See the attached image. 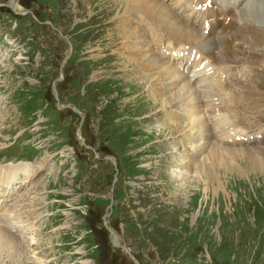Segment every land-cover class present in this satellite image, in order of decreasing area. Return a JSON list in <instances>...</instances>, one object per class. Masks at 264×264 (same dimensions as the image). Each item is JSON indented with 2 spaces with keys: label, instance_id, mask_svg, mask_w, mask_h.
<instances>
[{
  "label": "rangeland",
  "instance_id": "obj_1",
  "mask_svg": "<svg viewBox=\"0 0 264 264\" xmlns=\"http://www.w3.org/2000/svg\"><path fill=\"white\" fill-rule=\"evenodd\" d=\"M9 1L0 0V165L26 160L39 171L30 184L36 188L18 189L19 200L14 186L0 184V196L8 195L1 199L10 219L6 229L30 244L22 242L21 256L16 247L1 248L0 264H134L110 241L107 209L99 206L108 198L117 205L109 226L140 264H264V164L261 172L246 164L253 158L264 162V31L260 61L237 65L234 76L220 78L233 85L226 103L197 87L207 128L191 139L193 121L183 103L192 96L182 92L178 78L172 80L168 63L162 61L167 70L145 72L155 56L148 52L154 31L148 30L144 45L146 31L136 27L147 26L135 5L20 0L27 15L13 12ZM158 1L187 21V28L205 17L179 9L177 0ZM230 1L231 17L243 31L264 30V16L255 10H264V0ZM159 36L166 44V33ZM166 45L185 47L174 38ZM69 53L74 58L63 66ZM174 58V65L185 68ZM223 106L230 115L220 126L217 120L228 116L216 111ZM232 124L236 132L229 133L225 128ZM80 127L92 149L81 152L88 157L78 170L76 148L61 152L68 143L77 145ZM194 139H200L197 147ZM212 148L220 150L219 159L208 157Z\"/></svg>",
  "mask_w": 264,
  "mask_h": 264
},
{
  "label": "bare ground",
  "instance_id": "obj_2",
  "mask_svg": "<svg viewBox=\"0 0 264 264\" xmlns=\"http://www.w3.org/2000/svg\"><path fill=\"white\" fill-rule=\"evenodd\" d=\"M177 1L180 2V7L182 6L183 8L188 9L189 11L191 10V12H203L205 17L197 21L196 18L195 20H193L194 18L193 16L192 17L193 22L192 24L189 23L190 27L187 28V24L185 23L187 21L184 20L185 21L184 22L182 18L178 17L175 13L171 12L168 6L161 4L158 0H127V2L133 4V6L134 5L136 6L137 14L143 17L141 18L142 22L147 26V27H141V26L138 27L137 25L136 27L146 31L145 33H141L142 35L141 38H143L144 45L145 42H147L148 30L150 31L152 29L154 31L152 36L149 37L150 42L148 47L151 50L148 52L152 53L154 50L157 53L155 52L152 53L155 54V56L147 60V64L144 65L145 72L150 73V71H152L153 69L160 70L165 68V64L162 62L164 61L168 63L170 67H172L171 71L174 76L172 80L178 78L174 81L178 82L179 85L182 84L180 85L182 86V92H185L186 94H190L192 97L196 94V98L194 101L195 104L192 107H191L192 97L190 96H189L190 99L186 98V102L183 103V105L189 107L187 109V114L189 120L193 121V127L191 128L193 129L191 130V132L193 133L190 134L191 132L190 133L188 132L189 135H192L191 137L192 139L194 136L195 138L197 137L195 133L199 132L202 129L207 128L206 122L204 123V121H202L203 119L202 107L205 104L200 97L201 94L198 93L197 87L202 86L205 89L204 91H202L203 93H205L209 97L215 98L216 100L219 99L220 101H223V103H226L227 101L226 96L233 95V89L231 87L233 85L227 82H226L227 85L224 83L222 84L220 82V78L224 79V76L226 78L228 76L233 75L232 68L236 67L237 65H240L239 68L242 69L244 65L249 64L252 61H257V60L260 61L262 54L258 53L257 50L259 46H261L262 44L261 43L262 34H260L262 32L259 31H264V30L260 28L259 30H257L258 31L257 33H254L256 31H252V29L243 31L238 24L240 22H236L235 19H232L231 17V8L233 7V5L230 4V1L229 4L232 7L228 5H223L222 3H219L218 0H177ZM214 1H218V2H214ZM253 1H257L259 3L262 2L261 0H250L249 2H253ZM15 6H19L18 2L14 4V7ZM255 10H257L258 12V16L259 15L264 16V10H260L259 8H255ZM174 21L175 23L173 24L172 22ZM127 22L132 24V21L130 20H127ZM195 24L198 26H196ZM252 26L253 28L255 27L253 22H252ZM137 30L139 29H136V31ZM162 32H165L168 38L167 41L165 42L166 44H168L169 40H173L174 38V40L176 41H182V43L185 44V47H187V49H185V47H178L172 49L171 45L169 47H167L166 44L163 45L161 41L162 36H159L160 33ZM205 35L206 38L202 40L201 37ZM214 40L215 41L222 40L224 44L218 46V44H216ZM205 43L209 44L210 48H205L204 47ZM189 45H193L192 46L193 49H188ZM142 47L144 48V46ZM156 48H159V50H156ZM249 50H251L252 52ZM218 51L225 52L226 56L222 55L216 57V53ZM238 52L242 54L239 55ZM174 57H176V59L181 63L185 62L184 64L185 68L181 69L177 65H174V60H175ZM131 58L128 60L129 63L135 62L136 64H140L139 58H134V59ZM139 69L140 70L142 69V65L140 66ZM165 69L167 70V68ZM237 88L239 91H244L243 85H238ZM223 110H226L228 116L224 114L219 118V121L217 120L220 126L222 124L227 123V120L230 115L228 106H223L221 109H217L216 111L219 112ZM217 116L220 115L217 114ZM225 129L229 133H234L236 132V125L232 124L226 127ZM210 136L207 138H210ZM198 140L200 139H194V146L196 147L197 144L199 143ZM215 149L212 148L211 152L208 154V157H211L209 156L211 153L213 157H217L215 155L221 154L220 150H215ZM225 156H227L229 159L228 155ZM217 158L219 159V157ZM246 164H248L252 168L251 172H254L256 170L260 171L261 168L260 169L258 168L262 164H264V162H259L256 158H253L252 160L246 161ZM38 171H39L38 167L29 162H21L16 164L9 162L7 164L0 165V184L3 186H7V188H9V186L10 187L14 186V190L16 191L19 200L20 196L18 194L20 192L18 193V189L22 187L24 188L26 187L29 193L36 188V187H30V184L31 183L35 184L36 178L38 176ZM21 176H22L21 181H19V177ZM7 196L8 195H6V191H4L3 194L0 196V210L3 211L2 214L0 215V249L5 248L14 251L13 249L16 247L19 254L17 256H21L22 254L25 253L26 250L22 242L25 244L28 242L26 241L20 242L15 235H12L8 231V229H6V225L8 224L10 219L6 213L5 201H2L1 199L7 198Z\"/></svg>",
  "mask_w": 264,
  "mask_h": 264
},
{
  "label": "water",
  "instance_id": "obj_3",
  "mask_svg": "<svg viewBox=\"0 0 264 264\" xmlns=\"http://www.w3.org/2000/svg\"><path fill=\"white\" fill-rule=\"evenodd\" d=\"M112 205H113V202L111 203V205H110V209L112 208ZM111 214V212L107 215V217L109 216ZM108 220H106V224H108ZM110 231H111V234H112V242L114 241V239H115V236H116V234H115V232L112 230V229H110V228H108ZM115 244V243H114ZM123 248L126 250V248L123 246ZM127 252H128V250H126ZM128 254L130 255V257L134 260V262H135V264H139L138 263V261L134 258V256L131 254V253H129L128 252Z\"/></svg>",
  "mask_w": 264,
  "mask_h": 264
},
{
  "label": "trees",
  "instance_id": "obj_4",
  "mask_svg": "<svg viewBox=\"0 0 264 264\" xmlns=\"http://www.w3.org/2000/svg\"><path fill=\"white\" fill-rule=\"evenodd\" d=\"M105 204H106V205H108V204H109V200H108V201H106V202H105Z\"/></svg>",
  "mask_w": 264,
  "mask_h": 264
}]
</instances>
